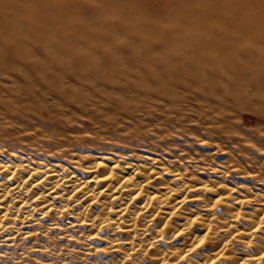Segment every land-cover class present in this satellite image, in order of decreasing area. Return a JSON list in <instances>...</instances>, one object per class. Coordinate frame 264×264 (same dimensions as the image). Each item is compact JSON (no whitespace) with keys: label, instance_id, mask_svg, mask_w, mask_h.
Instances as JSON below:
<instances>
[{"label":"bare ground","instance_id":"1","mask_svg":"<svg viewBox=\"0 0 264 264\" xmlns=\"http://www.w3.org/2000/svg\"><path fill=\"white\" fill-rule=\"evenodd\" d=\"M27 19L22 25L31 23ZM46 43L57 55L66 52L59 51L52 40ZM5 44L0 43V256L20 242L29 243L51 231L66 234L68 240L79 233L76 239L81 240L78 247L83 255L91 257L93 251L103 250V255H109L98 256L103 264H264V185L255 191L239 186L238 180L230 182L229 166L200 171L204 167L198 160L197 164L187 161L194 158L191 152L163 151L167 140L154 144L155 153L141 149L144 153H139L133 146H152L142 139L149 131L137 128L151 125L154 112L168 111L165 106L185 114L188 107H198L199 121H219L224 128L233 116L226 110L238 116L253 106L263 115L264 68L251 64L243 81L232 83L233 88L226 85L235 97L206 99L200 105L196 102L205 92L198 83L205 79L204 70L201 78L196 70L183 76L187 69L177 68L175 59L199 67L211 64L216 56L189 61L181 54L156 53L155 47L147 53L138 50L131 69L121 68L126 60L115 61L125 81L116 86L109 83L120 82L115 73L101 78L97 69L84 70L76 65L75 54L58 63L25 48L20 53L5 48ZM263 61L258 59L262 67ZM134 79L137 86L131 84ZM17 86L30 89L11 93ZM194 87H202L195 91L197 98L180 91ZM109 92L127 105L120 112L122 119L101 122L105 129L91 134L85 117L95 119L100 110H109L101 104L111 101ZM138 95L166 98L148 106L136 101L135 110L128 111L129 101ZM203 106L208 111L200 109ZM44 110L50 120H45ZM76 112L80 115L74 116ZM141 116L147 124L135 119ZM130 118L135 130L118 133ZM165 131L159 129L163 140Z\"/></svg>","mask_w":264,"mask_h":264},{"label":"rangeland","instance_id":"2","mask_svg":"<svg viewBox=\"0 0 264 264\" xmlns=\"http://www.w3.org/2000/svg\"><path fill=\"white\" fill-rule=\"evenodd\" d=\"M23 19L31 23L22 25ZM136 35L137 39L134 38ZM38 37H42L41 40L37 41ZM49 40L58 44L55 46L59 51L65 49L66 52L57 55L48 47L46 42ZM2 41L6 42L3 45L5 48L12 47L19 53L25 48L40 53L39 58H54L58 63L64 62L67 55L75 54L76 65L84 70L97 69L101 78L115 73V76L121 79L120 82L109 83L116 86L123 83L124 73L118 71L119 67L115 66V61L124 59L127 63L121 68L131 69L134 67L133 53L138 50L147 53L150 47H155L156 53L181 54L189 61L202 59L205 55L216 56L211 64L205 63L204 66L199 67L194 65L188 67L189 64L182 59L177 57L175 59L177 68L187 69L182 73L183 76L188 71L196 70L199 71L198 77L201 78V72L204 70L205 79L197 83L202 84L205 94L201 91L204 96L196 102L203 105L206 99L233 96L234 91L227 90L226 85L232 83L235 85L236 82L243 81L246 73L251 72L249 68L251 64L264 68L258 62L259 58L263 61L262 57H264V0H0V43ZM21 41L24 45L28 43V46H23ZM33 42L38 44L34 43L35 45L32 44L31 47ZM200 59L197 61H201ZM229 63L231 64L228 65ZM25 64L21 66L25 67ZM259 67L255 68L259 70ZM165 73L167 71L162 72ZM136 83H138L137 79L131 81L132 85L137 86ZM234 85H231L232 88ZM35 87L40 89L39 86ZM19 88L22 89L21 86H17L11 93L20 94L23 90L30 89V87L22 90ZM194 88L192 91L185 89L180 91L197 98L195 91L202 87ZM240 92L241 90H235V93ZM109 94L112 96L108 98L111 101L101 103L109 108L108 111L100 110L98 112L100 114L97 113L95 119L85 117V122L92 131L91 134L97 129H105L100 126L101 122L108 123L117 118L122 119L120 112L127 105L121 103L116 93L109 92ZM165 98L138 95L129 101L131 107L128 111L135 110L136 101L148 106L151 103H163ZM165 107L169 109L164 113L158 110L154 112V116H151V125L142 129L137 128L139 131H149L142 139H148L149 144H152L151 147L146 148L134 144L139 153H144L139 151L140 149L154 152L156 142L160 141L163 144L167 140L168 142L163 145V151L170 152L175 149L174 151L180 155L191 152L194 158L188 157L187 161H192L190 162L192 164L198 160V163L202 164L200 166L204 167L200 171L204 170V172L225 170L229 166V170L232 171L227 173L230 182L238 180L239 186L260 191L258 188L264 185V114L255 111L256 107L253 106H248L246 110L242 109L238 116L226 110L225 112L233 116L224 128L219 121L206 123L205 118L199 121L195 116L198 107H188L190 110L186 112L187 116L185 113L174 111L170 106ZM153 108L157 109V106ZM200 109L204 112L208 111L206 106ZM44 111L45 120H50L49 112ZM78 115L80 113H74V116ZM143 118L145 117H135L141 119L142 124H147ZM132 119H126L127 126L121 124L125 129L118 133L125 135L131 130L134 131L136 127L131 123ZM207 127L210 129H204ZM163 128L166 130L165 140L162 136H158L159 129ZM170 128L173 132H168ZM203 153L205 156H201ZM237 162H240V165H237ZM205 167L208 169L206 170ZM247 177L251 179L246 181ZM75 234L77 236L68 240L66 234L43 232L36 240L26 244L20 242L18 247L6 250L5 254L0 256V264H103V260H99L98 256L104 258L109 255H103V250H100V253L97 251L98 254L96 252L94 254L93 251L91 257L83 255L84 250L78 247L81 240L78 242L76 239L80 234ZM98 246L105 247V245Z\"/></svg>","mask_w":264,"mask_h":264}]
</instances>
